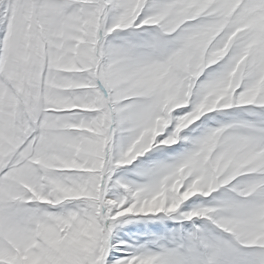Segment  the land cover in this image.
<instances>
[{"label":"snow or ice","instance_id":"6c2138e0","mask_svg":"<svg viewBox=\"0 0 264 264\" xmlns=\"http://www.w3.org/2000/svg\"><path fill=\"white\" fill-rule=\"evenodd\" d=\"M0 264H264V0H0Z\"/></svg>","mask_w":264,"mask_h":264}]
</instances>
